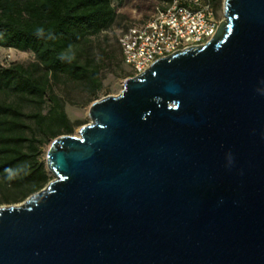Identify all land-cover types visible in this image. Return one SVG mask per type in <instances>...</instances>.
Here are the masks:
<instances>
[{"label":"water","instance_id":"water-1","mask_svg":"<svg viewBox=\"0 0 264 264\" xmlns=\"http://www.w3.org/2000/svg\"><path fill=\"white\" fill-rule=\"evenodd\" d=\"M156 60L0 206V264H264V0Z\"/></svg>","mask_w":264,"mask_h":264},{"label":"trees","instance_id":"trees-1","mask_svg":"<svg viewBox=\"0 0 264 264\" xmlns=\"http://www.w3.org/2000/svg\"><path fill=\"white\" fill-rule=\"evenodd\" d=\"M116 19L113 0H0V49L33 54L27 63L0 62V206L23 202L54 178L46 148L88 123L70 117L72 91L96 101L106 74L127 67L119 40L129 26L118 47L98 38Z\"/></svg>","mask_w":264,"mask_h":264},{"label":"built area","instance_id":"built-area-1","mask_svg":"<svg viewBox=\"0 0 264 264\" xmlns=\"http://www.w3.org/2000/svg\"><path fill=\"white\" fill-rule=\"evenodd\" d=\"M220 23L211 0H173L166 8L158 7L148 19L129 26L120 35L131 77L141 75L158 59L207 44Z\"/></svg>","mask_w":264,"mask_h":264},{"label":"rangeland","instance_id":"rangeland-1","mask_svg":"<svg viewBox=\"0 0 264 264\" xmlns=\"http://www.w3.org/2000/svg\"><path fill=\"white\" fill-rule=\"evenodd\" d=\"M224 1L225 0H221V4L216 8L218 12L217 14L221 21L225 19ZM113 5L115 6L117 11V19L111 27H109L107 30L102 31L98 38L102 41L106 38H109V44L118 47L117 38L124 27L145 21L156 11L158 7L165 8L170 5V1L113 0ZM31 60H33V54L30 52H22L10 48L0 49V62L3 64H9L14 61L27 63ZM128 70L132 72V69L129 66L126 67L125 65H123L121 69L117 70L116 74L107 73L104 80V88L100 94L99 99L109 95H118L123 89L124 82L129 78L127 74ZM70 97L72 100L67 103V111L70 117L73 120H82L89 123L91 120L89 117V109L95 101L87 102L88 97L83 95L82 93H79L78 91H72ZM83 126L76 128L72 136H80V130ZM49 147L50 146L46 148L45 160Z\"/></svg>","mask_w":264,"mask_h":264},{"label":"clouds","instance_id":"clouds-1","mask_svg":"<svg viewBox=\"0 0 264 264\" xmlns=\"http://www.w3.org/2000/svg\"><path fill=\"white\" fill-rule=\"evenodd\" d=\"M36 34L38 37L42 36L43 35V29H38Z\"/></svg>","mask_w":264,"mask_h":264}]
</instances>
